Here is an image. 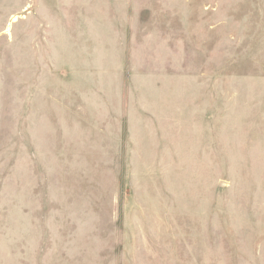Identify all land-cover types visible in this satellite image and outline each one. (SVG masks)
Instances as JSON below:
<instances>
[{
	"label": "rangeland",
	"instance_id": "374dc122",
	"mask_svg": "<svg viewBox=\"0 0 264 264\" xmlns=\"http://www.w3.org/2000/svg\"><path fill=\"white\" fill-rule=\"evenodd\" d=\"M0 264H264V0H0Z\"/></svg>",
	"mask_w": 264,
	"mask_h": 264
}]
</instances>
